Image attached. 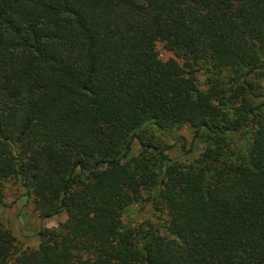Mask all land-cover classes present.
<instances>
[{"label": "trees", "instance_id": "1", "mask_svg": "<svg viewBox=\"0 0 264 264\" xmlns=\"http://www.w3.org/2000/svg\"><path fill=\"white\" fill-rule=\"evenodd\" d=\"M9 179L65 219L22 250L0 221V264H264V0H0L6 207Z\"/></svg>", "mask_w": 264, "mask_h": 264}, {"label": "rangeland", "instance_id": "2", "mask_svg": "<svg viewBox=\"0 0 264 264\" xmlns=\"http://www.w3.org/2000/svg\"><path fill=\"white\" fill-rule=\"evenodd\" d=\"M155 50L160 59L165 60L172 57V54L166 51L160 43H155ZM197 83L204 88L206 75L203 71L195 73ZM191 130L184 126L173 131L162 133L160 140L165 145H171V149L167 151L170 158H181L190 160L195 157L200 149L201 144L196 143L190 155H186L183 151L189 147L191 142ZM184 142V148L180 144ZM183 149V150H181ZM139 150L138 143L135 139L131 142L130 155L137 154ZM24 190L13 180L9 179L4 182L3 201L9 204V207L0 205V221L11 231L16 238V249L34 248L38 242L37 232L42 226L56 227L65 219V214L60 213L48 220L40 221L33 210L31 203L24 197ZM159 215V214H158ZM150 206L147 197L142 194L140 200L129 205L121 215V222L125 227L133 228L139 224L156 223L158 217Z\"/></svg>", "mask_w": 264, "mask_h": 264}]
</instances>
